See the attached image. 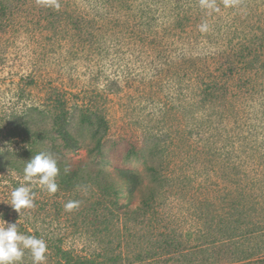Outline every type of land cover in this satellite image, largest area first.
I'll return each instance as SVG.
<instances>
[{"label":"rangeland","instance_id":"rangeland-1","mask_svg":"<svg viewBox=\"0 0 264 264\" xmlns=\"http://www.w3.org/2000/svg\"><path fill=\"white\" fill-rule=\"evenodd\" d=\"M69 2L79 10L91 7L87 0H65L63 5ZM197 2L204 7L207 32L211 29L217 36L225 31L232 18L254 25L264 23V0ZM33 3L37 10L42 9ZM209 4L213 7H208ZM250 9L263 16L258 19L256 14L245 15ZM39 15L29 13L20 21L30 26L31 35L29 32L16 35L0 27V220L9 223L2 213L8 203L7 186L17 175L3 161L12 152L22 154L29 149L21 136H11L10 127L14 122L20 124L29 120L47 124L48 128L49 114L42 115L40 110H48L43 102L46 91L57 87L68 99L69 129L81 143L80 148L67 153V157L76 160V164H88L85 178L97 174L101 178L102 170L120 167L138 171L144 181L149 178L145 162L157 163L162 159L167 170L181 181L173 208L178 217L176 234L180 240L189 241L188 256L194 251L197 253L195 247L205 230L204 220L196 219L198 207L203 206V200L209 205L212 202L220 206L224 202L220 199L222 196L232 197L225 196L217 182L222 185L219 175L229 172L233 149L239 147L249 151L247 143H251L253 149L264 153V93L253 92L233 101L234 113L231 110L223 115L199 111L188 106L183 72L177 61L182 55H213L216 46L207 39L201 42L177 40L165 44L162 53H158L138 46L125 34L123 37L117 33L116 26L113 29L104 26L95 29L97 40L91 44L87 38L71 37L65 25L47 28L49 26ZM38 20L42 27L37 25ZM165 59L172 62L170 67L165 65ZM29 74L34 79L31 84L26 78ZM252 75L260 83L259 87H264V73L253 72ZM86 112L101 114L107 119L109 130L101 157L88 154L94 140L90 128L80 121ZM149 149L154 150L153 155ZM130 150L142 153L145 158L140 153H128ZM112 179L107 177L109 181ZM224 184L228 189L231 187L228 182ZM31 191L35 208L30 213L28 225L36 238L46 242V257H51L53 243L74 254L98 259L106 249L123 250L132 257L138 251H143L147 257L154 252L152 244L157 237L154 224L122 227L119 222L110 220L106 225L101 215L91 210L97 188L90 182L70 192L58 188L54 194L37 183L31 185ZM70 201L76 202L77 207L67 211L65 205ZM261 237L264 239V235ZM118 242H121V249ZM166 263L152 257L133 264ZM184 264H203V261L196 255Z\"/></svg>","mask_w":264,"mask_h":264},{"label":"trees","instance_id":"trees-1","mask_svg":"<svg viewBox=\"0 0 264 264\" xmlns=\"http://www.w3.org/2000/svg\"><path fill=\"white\" fill-rule=\"evenodd\" d=\"M33 1L42 9L37 10ZM62 1L0 0V27H6V30L16 35L28 32L31 35L30 26L20 21L29 13H35L42 16L49 26L47 28L65 25L71 31V37L79 40L87 38L92 44L97 40L94 32L96 28L110 26L113 29L116 26L117 33L122 36L125 34L138 46L149 47L158 53H162L165 44L177 40L201 42L205 38L216 46L213 55H182L177 61L183 72L189 107L222 115L230 110L234 113L233 103L236 100L253 92L264 93V87L260 88V83L252 75L253 72L264 73V23L254 25L232 18L225 31L217 36L211 29L207 32L204 7L197 0H87L91 7L85 10L75 9L70 6V2L64 6L65 0ZM248 13L256 14L258 19L263 16L252 9L245 11V15ZM37 25L42 27L40 20ZM165 62L167 67L172 65L168 59ZM26 78L30 84L34 82L30 74ZM43 102L48 105V110H40V113L49 114L48 128L47 124L31 123L29 120L16 124L15 119L10 127L11 136H21L29 149L22 154L12 152L3 161L17 175L11 178L7 186L8 203L2 217L9 223H16L18 233L35 237L28 225L35 206L21 209L18 214L9 204L12 191L27 185L24 180L26 163L43 152L57 161L60 171L56 183L61 191H73L86 182L96 186L97 195L91 210L100 214L106 225L110 220L119 222L122 227L154 224L157 233L152 244L154 252L150 257L144 255L143 251L136 252L132 257L123 250L116 252L117 249H106L101 259H98L74 254L53 243L51 257H46V264H133L152 257L165 260L168 262L166 264H184L191 262L196 255H200L203 264H264V239L261 237L264 235V153L258 152V148L253 149V145L247 143L249 151L239 147L233 149L229 172L219 175L222 185L217 182L218 189L221 188L225 196L232 197L228 199L222 196L220 199L226 203L220 206L212 202L209 205L206 200H203V206L198 205L196 219L204 220L205 230L200 235L198 247H195L198 248L197 253L194 251L192 256H188L189 241L178 238L175 227L178 226V217L173 212L174 200H178L175 194L181 181L167 170L161 157H157L161 159L157 163L145 162L149 177L147 181L138 171L120 167H114L112 171L102 170L101 178L97 174L93 178L86 177V180L85 169L88 164H76V160L66 155L77 151L81 143L69 129V103L65 93L57 87H50ZM80 121L90 128L94 140V145L88 148V154L101 157L109 130L107 119L104 115L86 112L81 115ZM34 143L38 146L35 147ZM153 151L148 150L152 155ZM131 152L135 155L140 153L128 151ZM140 155L145 158L142 153ZM110 176L113 179L109 181L107 177ZM224 182H228L231 187L228 189ZM33 202L35 205V199ZM107 230L111 229L107 227ZM22 250L24 255L15 264H33L30 250Z\"/></svg>","mask_w":264,"mask_h":264},{"label":"clouds","instance_id":"clouds-1","mask_svg":"<svg viewBox=\"0 0 264 264\" xmlns=\"http://www.w3.org/2000/svg\"><path fill=\"white\" fill-rule=\"evenodd\" d=\"M208 7H213L209 4ZM57 161L43 152L32 157L25 165L24 180L28 186H20L11 193V207L19 214L21 209H31L34 205V195L31 185L39 184L48 193L54 194L58 185L59 175ZM77 207L76 202L70 201L65 205L67 211ZM6 225V227H5ZM22 249H29L33 264H46L47 246L43 239L18 233L16 223L0 220V264H15L24 255Z\"/></svg>","mask_w":264,"mask_h":264}]
</instances>
